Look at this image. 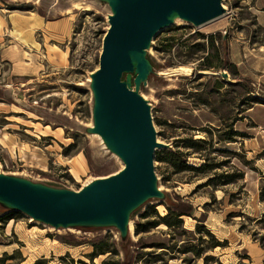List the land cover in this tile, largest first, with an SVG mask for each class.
Instances as JSON below:
<instances>
[{
  "label": "rangeland",
  "instance_id": "obj_1",
  "mask_svg": "<svg viewBox=\"0 0 264 264\" xmlns=\"http://www.w3.org/2000/svg\"><path fill=\"white\" fill-rule=\"evenodd\" d=\"M257 1L225 0V18L201 29L173 26L154 41V54L167 69L196 70L194 77L175 79L173 89L154 92L152 111L159 140L180 153L168 157L165 150L156 152V173L163 187L193 212L183 218L185 235L166 225L140 232L138 223L149 224L168 213L163 205L146 209L134 225L137 247L131 264H205L177 253L181 244L197 243V225H205L224 244L208 253L216 259L212 264H264V4ZM0 17L8 25L29 22L30 45L22 44L13 30L15 42L3 45L4 53L20 52L23 66H38L32 76L18 75L13 63L1 60L0 49L3 170L49 178L74 190L91 177L117 171L116 160L100 164L94 158L88 137L39 119L4 91L23 83L29 104L89 124L91 92L82 84L99 67L106 17L91 9L52 16L34 3L16 0H0ZM21 36L27 38L25 32ZM218 72H227L229 80L215 76ZM205 164L214 169H193ZM222 175L239 178L228 185L222 178L205 186ZM118 263L121 256L111 231L82 241L53 234L21 213L0 218V264Z\"/></svg>",
  "mask_w": 264,
  "mask_h": 264
},
{
  "label": "water",
  "instance_id": "obj_2",
  "mask_svg": "<svg viewBox=\"0 0 264 264\" xmlns=\"http://www.w3.org/2000/svg\"><path fill=\"white\" fill-rule=\"evenodd\" d=\"M36 4L45 14L91 9L106 17L98 69L88 72L82 87L91 92L89 124L26 101L25 84L6 89L12 102L49 124L82 134L91 141L94 158L116 160L118 170L91 177L79 189L0 166V218L21 213L53 234L92 241L108 232L124 264L136 249L134 225L151 205L179 208L172 191L156 173V152H175L159 140L152 111L154 92L171 90L175 79L196 75L185 67L167 69L154 50L155 39L173 26L195 29L227 16L225 0H16ZM229 80L227 72H218Z\"/></svg>",
  "mask_w": 264,
  "mask_h": 264
},
{
  "label": "trees",
  "instance_id": "obj_3",
  "mask_svg": "<svg viewBox=\"0 0 264 264\" xmlns=\"http://www.w3.org/2000/svg\"><path fill=\"white\" fill-rule=\"evenodd\" d=\"M1 99V96H0ZM203 144L206 142L201 141ZM168 157H176L179 155V151L175 152H169L165 151ZM161 161L166 160V158L160 159ZM196 171L204 172L214 169L208 167L207 164L200 166L199 168H193ZM222 178H226L223 182L224 185H228L231 183H234L239 177L238 175H222L217 178H213L207 181L205 186L215 184L217 181H219ZM177 201H180V205L178 209L175 210H169L168 213L165 215V217H161L157 215L158 221L151 222L149 224H142L138 223V231L140 232H150L151 229H154L160 225H166L168 229L173 230L175 232H182V234H186L187 231L184 230V217H192L193 208L191 205H188L187 203L183 202L181 197L176 196ZM204 219V218H202ZM202 222L203 224L206 223V220H198ZM195 232V241L197 242L195 245H192V247H189L186 243L181 244V248L178 249V254H191L195 260H204L205 264H212L214 263V260H216L213 256H207L210 251H214L217 248H223L224 244L220 243L213 232L210 229H207L205 225L199 226L197 225ZM166 249V248H163ZM118 264H124V263H118Z\"/></svg>",
  "mask_w": 264,
  "mask_h": 264
},
{
  "label": "crops",
  "instance_id": "obj_4",
  "mask_svg": "<svg viewBox=\"0 0 264 264\" xmlns=\"http://www.w3.org/2000/svg\"><path fill=\"white\" fill-rule=\"evenodd\" d=\"M259 1H263L264 4V0H258L257 4L259 6ZM264 8V7H263ZM264 12V11H263ZM264 18V15L263 17ZM11 24L8 25L7 21H3V19L0 17V49L1 47L3 48V45L8 44V43H13L14 41V32L13 30L18 33L19 36V40L22 44L26 45L25 43H28V45H30L32 39L30 35V30L32 28H28L27 26L29 25V22H18V24L16 25L15 23L12 24V22H10ZM16 25V26H15ZM28 28V29H27ZM25 32L26 35V39L25 40H21L22 39V33ZM17 37V36H16ZM16 40V39H15ZM26 45V46H28ZM4 49H2L1 52V60L5 61V62H11L13 63V67H14V73L21 75V76H32L34 74V72L38 71V66L36 63H26L28 66H23V56L20 52H5L4 53ZM33 55H35V57H37L36 53H33ZM34 60H36V58H34ZM37 61V60H36ZM34 64V65H32ZM170 264H180L179 260H172L170 262Z\"/></svg>",
  "mask_w": 264,
  "mask_h": 264
},
{
  "label": "bare ground",
  "instance_id": "obj_5",
  "mask_svg": "<svg viewBox=\"0 0 264 264\" xmlns=\"http://www.w3.org/2000/svg\"><path fill=\"white\" fill-rule=\"evenodd\" d=\"M225 8H226V6H225ZM85 9H87V8H85ZM88 10V9H87Z\"/></svg>",
  "mask_w": 264,
  "mask_h": 264
}]
</instances>
